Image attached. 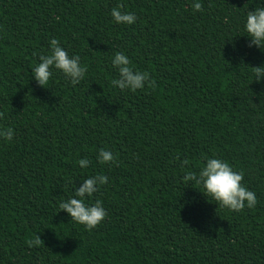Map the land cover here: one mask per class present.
Here are the masks:
<instances>
[{
    "label": "trees",
    "instance_id": "16d2710c",
    "mask_svg": "<svg viewBox=\"0 0 264 264\" xmlns=\"http://www.w3.org/2000/svg\"><path fill=\"white\" fill-rule=\"evenodd\" d=\"M193 2L0 0V127L14 130L0 138V264H264V77L251 68L264 48L244 30L264 0ZM121 4L135 23L113 20ZM53 38L87 66L79 84L55 68L44 87L32 78ZM117 52L155 87H114ZM205 158L242 172L256 206L229 211L185 183ZM97 174L108 181L85 202L107 216L86 230L58 205Z\"/></svg>",
    "mask_w": 264,
    "mask_h": 264
},
{
    "label": "clouds",
    "instance_id": "9594fccd",
    "mask_svg": "<svg viewBox=\"0 0 264 264\" xmlns=\"http://www.w3.org/2000/svg\"><path fill=\"white\" fill-rule=\"evenodd\" d=\"M123 7L122 4L117 5L111 10L113 20L117 24L131 25L135 23L137 16L131 12H122L121 8ZM191 7L196 12L203 11V4L200 0H194ZM244 30L247 37L250 38L249 47L255 45L260 49L264 48V4L247 11ZM50 48V54L39 56L40 62L32 69V78L39 86L44 87L52 77V69L55 68L62 72L72 85L79 84L87 72V66L81 65L80 57L78 55L69 56L56 38L50 40ZM34 55L36 54L34 53ZM111 63L119 74V78L113 79L111 84L119 90L135 92L145 88L146 84L155 87V81L149 73L135 69L131 60L123 52L115 53ZM251 68L256 81L264 77V65ZM0 117H3V113H0ZM13 136L14 130L12 128L0 127V138L10 142ZM205 160L206 163L199 172L185 171L182 178L185 183L202 186L203 194L206 197H211L219 207L227 208L229 211L240 212L245 207L251 209L256 206V194L242 184V172L234 171L227 161L219 158H205ZM97 161L100 164H115L116 166L119 163L117 157L104 148L99 150ZM77 163L80 168L84 169L90 166L91 161L88 158H82ZM188 164L187 159L182 161V166ZM107 181L108 177L103 174L84 179L81 186L75 189L73 197L59 203V211H65L70 216L71 221L83 225L86 230L96 228L106 218L107 213L101 200L96 199L93 203H86L85 201L92 198ZM26 243L31 247L39 246L43 244V241L36 235L34 239H30Z\"/></svg>",
    "mask_w": 264,
    "mask_h": 264
}]
</instances>
